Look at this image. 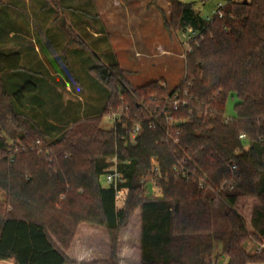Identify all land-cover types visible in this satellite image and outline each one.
Returning a JSON list of instances; mask_svg holds the SVG:
<instances>
[{
  "label": "trees",
  "instance_id": "obj_1",
  "mask_svg": "<svg viewBox=\"0 0 264 264\" xmlns=\"http://www.w3.org/2000/svg\"><path fill=\"white\" fill-rule=\"evenodd\" d=\"M169 3L172 26L193 32L180 84L133 86L118 63L93 54L103 108L67 128L25 112L37 85L8 90L1 74L18 72L21 55L0 53V264H68L61 247L82 224L106 230L108 264H118L120 232L133 217L140 264H214L221 255L227 264L264 263V249L247 243L264 244V0H228L211 21L192 4ZM117 112L103 128V116ZM113 157L123 181L106 188L100 178ZM208 188L230 207L226 231L213 229Z\"/></svg>",
  "mask_w": 264,
  "mask_h": 264
},
{
  "label": "rangeland",
  "instance_id": "obj_2",
  "mask_svg": "<svg viewBox=\"0 0 264 264\" xmlns=\"http://www.w3.org/2000/svg\"><path fill=\"white\" fill-rule=\"evenodd\" d=\"M178 1L192 4L201 17L209 19L218 10V4L228 0ZM2 2L0 53L19 52L21 69L15 74H1V79L10 91L26 80L37 85V92L26 99L25 112L37 116L42 123L67 128L76 120L101 113L105 92L89 74V68L95 65L93 54L105 65L118 63L136 87L163 79L166 87L173 89L184 77L190 32L178 31L170 23L169 0ZM237 102L236 96L228 98V118L236 116ZM110 114L104 115L101 122L108 130L115 123ZM37 145L45 147L41 142ZM149 190L153 194L148 193L150 196L158 197L157 188L148 185L146 192ZM206 191L214 197V204L209 205L214 231L228 230L229 205L216 191L210 188ZM137 237L136 217H133L120 232L118 264H140L135 246ZM247 243L250 252L264 245L256 239ZM61 248L69 259L68 264L110 262V240L106 230L99 226L82 224L71 244ZM214 264H227V261L221 255L217 261L214 258Z\"/></svg>",
  "mask_w": 264,
  "mask_h": 264
},
{
  "label": "built area",
  "instance_id": "obj_3",
  "mask_svg": "<svg viewBox=\"0 0 264 264\" xmlns=\"http://www.w3.org/2000/svg\"><path fill=\"white\" fill-rule=\"evenodd\" d=\"M225 4L224 3H219L218 4V10L216 11V13L214 14L213 17H210L208 20H213L215 17H222V9L224 8ZM189 32L192 34L193 32L191 30H189ZM190 38V36H189ZM110 118H112L114 120V122H116L117 120L120 119L121 117V112H117V113H111ZM140 128L136 127L133 134H132V139H134L136 137V134L139 132ZM241 139H245V135H241L240 136ZM110 162L113 164V166H111L107 172H105V174L100 178V183L103 187H110V186H114L117 187V184L119 182L123 181V176L121 173H119L116 169V164H117V159L115 157L110 159ZM232 169H236V166H232ZM102 179V182H101ZM229 189H233V185H231L229 187ZM264 249V245H260V248L256 251L257 253H259L261 250Z\"/></svg>",
  "mask_w": 264,
  "mask_h": 264
},
{
  "label": "crops",
  "instance_id": "obj_4",
  "mask_svg": "<svg viewBox=\"0 0 264 264\" xmlns=\"http://www.w3.org/2000/svg\"><path fill=\"white\" fill-rule=\"evenodd\" d=\"M138 228H139V219L137 218V230H138ZM227 230V229H226ZM138 232V231H137ZM220 250L221 249H218L217 250V254H219V252H220ZM224 260H225V262L227 261V258L224 256Z\"/></svg>",
  "mask_w": 264,
  "mask_h": 264
}]
</instances>
